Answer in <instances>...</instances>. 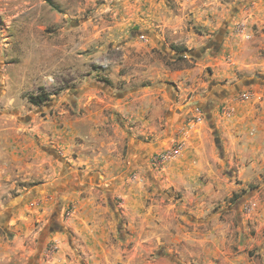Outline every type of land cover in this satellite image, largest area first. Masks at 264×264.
<instances>
[{"label":"rangeland","instance_id":"1","mask_svg":"<svg viewBox=\"0 0 264 264\" xmlns=\"http://www.w3.org/2000/svg\"><path fill=\"white\" fill-rule=\"evenodd\" d=\"M261 89L264 0H0V264H264Z\"/></svg>","mask_w":264,"mask_h":264},{"label":"crops","instance_id":"2","mask_svg":"<svg viewBox=\"0 0 264 264\" xmlns=\"http://www.w3.org/2000/svg\"><path fill=\"white\" fill-rule=\"evenodd\" d=\"M259 91H261L260 94L253 92L250 96L251 99L248 98L249 100L241 101V102L236 101L235 104L234 103L232 104V106L234 107L233 111L236 112L233 118L236 120V124H238V126H241L243 130L247 131L246 128H248L257 131L256 128H260L261 130L262 128H264V119L262 122L260 121V119L256 120L254 118V114L252 116L251 114H247L250 113L251 111L252 112L254 111L255 109L254 103L256 102L257 103L259 102L262 107V110H264V89H261ZM248 109H253V110H248ZM248 140H249V147L252 146L253 149L258 148V150L259 148H264V132H260L258 139L251 138Z\"/></svg>","mask_w":264,"mask_h":264},{"label":"trees","instance_id":"3","mask_svg":"<svg viewBox=\"0 0 264 264\" xmlns=\"http://www.w3.org/2000/svg\"><path fill=\"white\" fill-rule=\"evenodd\" d=\"M44 100H46V99L45 98H43V99L40 98V101H44Z\"/></svg>","mask_w":264,"mask_h":264},{"label":"water","instance_id":"4","mask_svg":"<svg viewBox=\"0 0 264 264\" xmlns=\"http://www.w3.org/2000/svg\"><path fill=\"white\" fill-rule=\"evenodd\" d=\"M60 207H61V204H59L58 208H60Z\"/></svg>","mask_w":264,"mask_h":264}]
</instances>
